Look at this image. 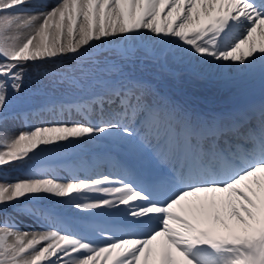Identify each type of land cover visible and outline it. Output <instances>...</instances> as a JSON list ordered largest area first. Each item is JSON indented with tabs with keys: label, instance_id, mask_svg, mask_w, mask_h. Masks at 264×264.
Returning a JSON list of instances; mask_svg holds the SVG:
<instances>
[{
	"label": "snow or ice",
	"instance_id": "obj_1",
	"mask_svg": "<svg viewBox=\"0 0 264 264\" xmlns=\"http://www.w3.org/2000/svg\"><path fill=\"white\" fill-rule=\"evenodd\" d=\"M182 77L264 82V0H0V264H264V104L153 82Z\"/></svg>",
	"mask_w": 264,
	"mask_h": 264
},
{
	"label": "bare ground",
	"instance_id": "obj_2",
	"mask_svg": "<svg viewBox=\"0 0 264 264\" xmlns=\"http://www.w3.org/2000/svg\"><path fill=\"white\" fill-rule=\"evenodd\" d=\"M140 64V61H137ZM144 74L151 78L154 69L151 68L147 61H144ZM158 83L161 93L170 95L173 99L183 103L185 101L196 102L205 108L214 109H243L252 107L253 105L259 106L264 104V97H257V94L264 90V82L259 78L249 80L242 84H223V83H207L201 81H190L184 77L181 78V82L177 84L171 80L163 81H153ZM30 86V85H29ZM26 107V106H22ZM47 118V116H46ZM78 119V117H75ZM53 118H48L45 120H50ZM39 123V122H38ZM102 146H107L106 144H100L92 146L91 148L85 149L86 151H91L88 153L77 152V153H66L60 157H56L45 165V167L52 171L57 177L67 179L69 175H62L61 170L56 167L58 161H61L65 166V169H73L85 162H90L91 158H96L98 155L94 152L96 148H101ZM104 162L102 165L95 169L96 173L110 171L105 167ZM97 166V164H94ZM92 165L83 168L81 172L82 175L87 174L86 170L91 169ZM93 174V173H92ZM90 174V175H92ZM27 224H22L21 227H27ZM34 227V225H33Z\"/></svg>",
	"mask_w": 264,
	"mask_h": 264
},
{
	"label": "rangeland",
	"instance_id": "obj_3",
	"mask_svg": "<svg viewBox=\"0 0 264 264\" xmlns=\"http://www.w3.org/2000/svg\"><path fill=\"white\" fill-rule=\"evenodd\" d=\"M49 117L52 118L51 116H48V118ZM44 118L45 117H40V121L35 120V121H32L31 124H38V122L40 123L42 120H45ZM48 118H46V119H48ZM24 127H25L24 123H21V124L18 123L12 127V131L18 132L20 130H23ZM10 175L13 177L19 176L20 178H25L26 173H24V172H11Z\"/></svg>",
	"mask_w": 264,
	"mask_h": 264
}]
</instances>
